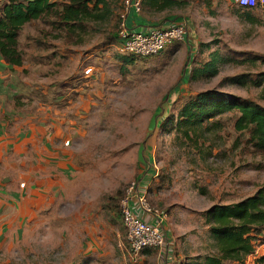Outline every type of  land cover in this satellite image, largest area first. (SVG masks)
<instances>
[{"label":"rangeland","instance_id":"obj_1","mask_svg":"<svg viewBox=\"0 0 264 264\" xmlns=\"http://www.w3.org/2000/svg\"><path fill=\"white\" fill-rule=\"evenodd\" d=\"M236 2L187 0L164 10L142 4L139 14L150 20H184L190 29L185 41L149 56L122 54L117 41L107 42L126 17L125 0H110L113 19L90 28L81 43L54 38L56 31L43 21L23 27V65H0V119L13 132L23 122H40L46 138L62 131L49 141L66 149L67 167L46 161L50 171L37 168L28 183L23 163L34 165L38 157L32 144L21 153L7 150L0 178L12 173L15 180L0 186V264H137L140 253L133 261L123 251L127 239L120 217V201L132 181L143 185L151 207L165 212L166 244L161 253L145 254L143 264L160 262L162 255L165 260L168 250L169 261L161 264L216 252L201 212L214 203L239 201L264 184V150L234 129L237 115L230 112L214 119L217 130L196 129L193 139L177 134L167 120L187 96L208 89L264 106L258 88L229 80L264 70L259 60H219L215 75L189 78L191 68L215 51L235 60L264 55V9L254 10L260 22L250 24L234 12ZM37 147L48 156L44 142ZM49 173L54 185L34 181ZM14 186L30 196L19 192L7 199ZM35 189L38 194H29Z\"/></svg>","mask_w":264,"mask_h":264},{"label":"trees","instance_id":"obj_2","mask_svg":"<svg viewBox=\"0 0 264 264\" xmlns=\"http://www.w3.org/2000/svg\"><path fill=\"white\" fill-rule=\"evenodd\" d=\"M236 1L234 12L242 21L250 24L260 22L254 13L258 7L264 9L259 1L254 6L240 5L238 0ZM142 4L154 10H164L174 5H185L187 0H144ZM113 15L110 0H0V57L11 67L23 65L24 58L19 46V36L23 27L33 21H43L54 29L56 31L54 38L66 36L67 39H72L71 43L77 44L81 43L90 28L97 23L113 19ZM126 20V26L131 29L132 26H128ZM182 21L184 20L174 19L167 24ZM186 27L189 32L187 23ZM188 32L181 41H185ZM118 40L117 30L112 32L107 42L117 41L118 43ZM36 42L41 44L39 40ZM121 57L128 59L124 55ZM219 60L255 64L257 60L264 63V55L235 60L232 56H220L215 51L211 53L210 60L198 68H191L188 73L189 78L215 75ZM229 80L237 85L258 88V98L264 102V70L254 75L245 73L233 75ZM227 112L237 115L234 129L246 134L248 142L254 149L264 150V106L253 99L241 98L216 89L203 90L187 96L185 102L178 107L176 114H172L167 122L172 125L177 134L191 139L193 135H197L196 129L206 127L217 130L219 123L214 119ZM140 179H137L139 184ZM141 181L144 182V180ZM135 209H138L136 205L133 207V210ZM201 215L208 227L209 236L214 241L216 252L189 257L185 264H244L259 242L264 240V184L239 201L214 203L203 210ZM143 251L154 250L145 248ZM250 260V264H264V253L253 255Z\"/></svg>","mask_w":264,"mask_h":264},{"label":"built area","instance_id":"obj_3","mask_svg":"<svg viewBox=\"0 0 264 264\" xmlns=\"http://www.w3.org/2000/svg\"><path fill=\"white\" fill-rule=\"evenodd\" d=\"M143 1L125 0V13L131 9L139 12ZM257 1L264 6V0H238L239 4L244 6H254ZM186 31L185 21L164 26H151L146 31H135L126 26L124 18L118 29L117 49L122 54L154 55L164 50L168 45L183 40ZM89 71L90 69L87 70V72ZM23 185L24 183H20V186ZM131 202L136 203L138 209L144 214L143 216L133 210ZM120 212L122 224L126 231L130 260L131 258L133 261L137 260L139 253L145 248L162 250L167 241V233L163 230L165 212L149 205L143 186H138L136 181H132L128 185L124 197L120 201ZM263 253L264 240L259 242L254 252L247 259L250 260L253 255ZM156 264H161V262Z\"/></svg>","mask_w":264,"mask_h":264},{"label":"crops","instance_id":"obj_4","mask_svg":"<svg viewBox=\"0 0 264 264\" xmlns=\"http://www.w3.org/2000/svg\"><path fill=\"white\" fill-rule=\"evenodd\" d=\"M127 19V20H126ZM126 21L128 23V26H132L131 30H135V31H146L150 26L155 25L154 23L157 24H162V25H166L168 22L172 21V20H168V19H164L163 21L158 20V21H154V20H150L149 18H147L146 16H143L142 14H139V12H135L134 10H129L126 13ZM0 65L2 66H6L8 67L9 65L0 57ZM5 77V76H3ZM2 77V78H3ZM4 119H0V163L1 161L7 160L6 157H3L6 153L7 150L8 151H15V153H21V152H25V149L29 146V144H32L33 149H35V154L38 156L36 157L37 162L36 164L32 165V164H27L25 165L23 163V165L25 166L26 170L25 173H23L22 175H24L25 180L29 183L30 180L33 179V175L34 171H38L37 168L43 170V172H45L44 170L50 171L49 169H47V165H49L50 163L55 164L56 163V167H60L61 165H66L65 167H67V160H66V155L67 151L66 149L62 148H57L53 146V142L51 143L49 140L54 141L56 140L58 137H60V135H62V131H57L54 133H51V137L46 138L47 135V131H45L44 125L40 124V122L37 123H32V122H23L21 124H17L18 127H15L14 132L9 130L11 126H9V124L6 122H4ZM43 121V120H42ZM32 136L31 138H28L29 136ZM28 138V139H27ZM38 141H42L45 144V147L47 148L49 154L48 156H44V155H40L37 152V144ZM50 155V156H49ZM61 157V158H60ZM41 159V161H40ZM65 159V160H64ZM3 160V161H4ZM17 160V159H16ZM50 162L49 164L46 163ZM41 162H45L44 165L41 164ZM9 164V163H8ZM11 165V164H9ZM46 165V166H45ZM15 170V168H12ZM2 170H6V166L4 164H2ZM4 175V173L2 172L1 176ZM15 174L12 175V173L10 174V176H4L3 179L0 178V186H3L4 184H8L11 183L12 181H14L15 179L12 178L11 176H14ZM55 180L54 174L49 173L48 176H46L44 179H37L34 180L36 183L40 184L43 183L44 181V186H46L47 188L51 185H54L55 182H53ZM21 183H24L25 187V182L21 181ZM23 187H20V189H16L15 190V186L13 187L12 192H9V197L7 199H10L11 197H16L19 195V192H24V198H26L28 195L27 190ZM23 188V189H22ZM38 189H35L33 192L29 191V194H38L37 193ZM132 203V207H135L136 203L135 202H131ZM135 212L137 214H140L141 216H143L144 214H142V211H140V209H135ZM155 251V253H161L162 250L159 252L158 249H153ZM123 251H125L128 255V250L127 248L124 249ZM152 253V251H141L140 253V257L138 260L137 264H143L144 261V255ZM153 253V254H155ZM171 251H167L164 255H169L170 257ZM163 256V255H162ZM164 257V256H163ZM169 257L166 258L165 260H163V258L160 259V262H166L169 261ZM186 260H184V264L188 261L189 257H185ZM159 261H156V263H160ZM155 263V264H156ZM131 264H134L131 262ZM167 264V263H166Z\"/></svg>","mask_w":264,"mask_h":264}]
</instances>
